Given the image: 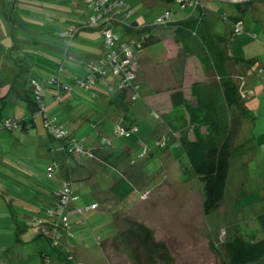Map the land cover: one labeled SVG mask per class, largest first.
<instances>
[{
	"label": "trees",
	"instance_id": "obj_1",
	"mask_svg": "<svg viewBox=\"0 0 264 264\" xmlns=\"http://www.w3.org/2000/svg\"><path fill=\"white\" fill-rule=\"evenodd\" d=\"M66 1L67 4H63ZM132 1L135 2V0ZM165 1L173 3L181 10L186 7L196 9L201 4V0ZM42 3H44L43 15L31 25L30 22L16 20L12 23V20L8 18L7 23L13 26V32L11 35H3L0 39L3 49H14L15 45L19 51L20 56L17 61H12L10 66L3 65L7 70L11 69L15 72L13 79L8 83V93L22 92V96H19L12 104L11 110L14 112L20 106L24 109L21 117H16L13 112L11 116H5L4 110L8 108V104H5L2 98L3 115L0 117V131L13 135L16 131L27 132L40 125L44 133V143H46L45 138L57 140L61 146L60 150L64 153L61 156L65 158L64 164L60 165L53 161L46 166L45 178L53 180V183L46 187H53L54 199L50 205L40 207L35 216L37 238L46 240L48 247L56 251L58 259L65 264H76L74 259L69 260V256L74 258L71 250L74 243L70 240L75 237L69 215L71 205L75 206V202L86 194H76L72 188V182L76 180L84 184H93V179L100 177L98 175L100 174L103 180L107 181L101 196L102 200L108 201L111 194L114 195L116 202L125 200L135 188L124 176L123 169L127 166L135 167L136 162L145 166L147 162L145 156L151 152V148L146 143L148 140H152V144L161 151L169 149L170 141L176 142L183 149L192 171L202 185V213L205 217L211 215L220 206L225 196L233 154L231 139L234 131L231 120L235 116L232 112L237 111L236 113L239 114L246 112L244 107L246 99L242 95L248 91V88L243 71L237 70L239 74L236 79L230 74H225L222 58L219 57L220 63H217L216 58H213L214 49L209 47L205 61L208 59L210 66L215 68L214 70L219 73L218 76L220 75V84L216 88L220 96L213 94L207 98L204 97L202 93H198L196 83L192 84L188 93L183 88L177 89L171 93V111L161 114L150 112L146 117L158 120L157 124L164 123L169 129L170 137L162 135L159 138L149 139L147 136L149 129L146 130L147 126L143 125L145 115L132 116L128 110L129 102L132 104L140 102L143 91L142 86L137 85L135 80L136 69H138L137 57L142 54L146 46L156 42L154 35L157 30L180 29V22L177 23L174 20V12L166 9L154 20L149 21V24L142 26L130 19L133 10H136V13L139 12V8L133 7L131 0H83L79 11L75 7L76 0H47ZM228 3L230 5L223 2L222 16L224 20L231 19L228 10L235 16L232 21V36L248 34L253 40H258L257 34L247 30L246 27L240 26L237 29L233 26L234 20L243 22L241 16L239 18L236 16L245 12L251 1ZM80 15L85 16V20L79 22L77 19ZM140 16L141 14L136 15V17ZM129 19L130 22H128ZM2 22L4 20L0 23ZM20 24H23L21 28ZM84 29L100 32L103 52L100 56L87 60L84 64V72L79 73L74 67V64L79 62L76 63L72 59L69 45ZM192 33L195 35V32ZM108 34L112 43L106 41ZM15 36H18L19 44L12 39ZM5 38L9 40V45ZM30 42L43 43L44 46H31L32 49L27 51L25 46ZM263 49L264 43L261 45V50ZM127 54L131 57L127 58ZM256 58L257 56L249 59L237 58V63L245 65L247 69L258 62ZM257 66L258 74L264 81V63ZM69 72L74 73L70 84L65 80ZM240 75L245 85L239 90L237 80ZM128 76L132 78L126 81ZM78 89L86 95V105H94L96 101H93V98L100 95L107 96L109 100L112 96L119 97L122 104L121 112L124 111L125 114L121 113L116 117L110 132L103 134L100 130L101 125L92 122L86 114H80L79 110L76 111L78 106L73 105L72 98ZM56 110H60L61 114L55 115ZM229 116H232L230 121ZM77 122L80 130L74 127ZM142 128H145L146 132L142 133ZM88 142H94L96 146L110 150L109 154L116 153L112 158L109 156V160L107 158L102 160L97 158L93 149L87 147ZM124 146L137 147L131 159H121ZM239 147L237 146L238 150L233 151L236 153ZM95 163L98 166L94 171ZM55 176H57L56 183ZM66 191L68 192L67 202L61 204ZM247 201L248 203L245 204L248 206L256 202L250 199ZM96 208L98 204L95 203L88 208L83 207L81 212ZM256 220L262 233L261 239H245L242 235L235 233L231 238L224 240L225 255L223 257L227 264H264V212L258 214ZM19 235L17 233L16 237L18 238ZM48 258V255H42L41 264H47L45 259Z\"/></svg>",
	"mask_w": 264,
	"mask_h": 264
},
{
	"label": "rangeland",
	"instance_id": "obj_2",
	"mask_svg": "<svg viewBox=\"0 0 264 264\" xmlns=\"http://www.w3.org/2000/svg\"><path fill=\"white\" fill-rule=\"evenodd\" d=\"M262 1L264 2V0ZM27 2L30 0H21V9L25 8ZM225 3L230 5L228 2ZM63 4L66 5L67 1ZM144 10L145 8H139L140 20H142ZM133 11L135 13L136 10ZM144 13H147L146 16H150V13ZM240 15L243 22L237 21L238 19L234 20L233 26L237 29L240 26L246 27L247 30L251 29L259 39L264 41V3L261 0H252L247 5L245 12ZM240 15L237 17L239 18ZM11 32V27L4 22L0 23L1 36L11 35ZM159 32L161 29L157 30L155 34H159ZM12 39L17 41V44L20 43L18 36ZM3 48L4 46L0 45V63L10 66L12 61L19 59L20 54L15 45L14 49L5 50ZM258 55L260 57L258 64L247 69L241 66V68L243 67L241 71L247 78L248 91L242 95L246 99L244 101L246 112L244 114L236 113L237 111L232 112L235 117L232 118V115L228 119L230 121L232 118L231 124L234 131L231 139L233 154L230 160L225 196L220 206L211 215L205 217L201 209L202 185L192 171L183 149L170 146L171 149L167 153L171 154L169 159L173 165L165 164L164 162L169 160L166 158L167 154L164 156V151L162 153L152 144V140H148L146 143L151 148V152L145 156L148 161L143 168V184L136 186L130 197L127 200L119 201V205L102 200L101 196L107 184V181L105 182L102 177L93 179V184H84L76 180L72 182V188L76 194H86L91 203L98 204L96 210L92 209L81 215L83 228L90 230L88 238L84 239L81 246L82 252L88 255L87 259H83L84 264H147L144 260L145 252L142 250L145 247L139 244L137 235H147V245L153 246L150 255L154 259L150 260L148 264H227L223 257L225 255L224 240L231 238L235 233L242 235L245 239L256 238L258 240L262 238L256 216L264 212V87L262 86L264 81L258 74L257 65L264 63V49L256 54L257 57ZM137 71L138 69H136ZM150 72L148 69L145 82H148ZM3 73L4 77L8 76L5 67ZM161 73L163 74L164 71ZM238 74L236 72L232 76L233 74L230 73L235 79ZM240 77L241 75L239 79L237 78L239 90L245 85ZM187 83L186 79L181 85L172 89H169L168 85L160 84L158 86L156 84L155 89L157 96L161 97L158 100L162 106L163 102L167 101L168 94L185 87ZM74 94L76 98L73 100V105L77 107L81 104L79 113L88 115V112L83 109L87 101L86 95L80 89L76 90ZM4 114L11 116L10 109H5ZM60 114V110L55 111V115ZM67 115L69 114L67 113ZM126 122L128 123V121ZM157 122L158 120L149 117L148 120L143 121V125L147 126L146 130H148ZM141 130L142 133L146 132L145 128ZM30 132L16 131L10 136L9 133L0 131V151L2 157L6 158L4 162L0 161V185L10 184V167H16L9 150L10 145L13 146L14 153L20 159L18 168L21 171L22 167L28 168L32 172L36 185L43 188L53 183V180H47L44 175L47 164L53 161L60 165L64 164L65 158L61 156L64 153L60 150L61 146L57 140L45 138L46 143L43 144V142L37 146L35 141L38 137L29 135ZM173 145L179 146L176 142H173ZM237 146H240V149L235 153L233 150H238ZM115 177L119 178L117 175ZM56 182L57 176H55ZM2 191L0 189V193H3ZM258 198L259 200L256 201ZM248 199L256 202L254 204L251 202L252 204L248 206L245 204L248 203ZM108 200L110 199L108 198ZM2 221L8 220L3 219ZM3 228V225L0 226L1 246L8 242L4 239L7 236V231ZM81 231H83L82 227L78 230L73 229L74 235ZM8 234L12 236V232ZM132 234L134 235L133 242L128 245L127 242ZM76 237L70 241L74 243L77 240ZM111 238L115 240L114 247L117 253L115 257H112L113 259L105 254L108 252L107 250H103V246ZM141 238V240H145V238ZM42 240L40 242L47 246L46 242ZM34 242L23 246L30 256L36 253ZM85 242L86 244H84ZM129 247L137 250L138 259L134 262L123 259V253H127ZM9 248H12L11 244ZM48 250L49 253L55 252L56 260L57 252L50 248ZM0 257L1 264L5 259V252L0 253ZM75 259L77 260V258ZM27 264H39L38 255Z\"/></svg>",
	"mask_w": 264,
	"mask_h": 264
},
{
	"label": "crops",
	"instance_id": "obj_3",
	"mask_svg": "<svg viewBox=\"0 0 264 264\" xmlns=\"http://www.w3.org/2000/svg\"><path fill=\"white\" fill-rule=\"evenodd\" d=\"M42 1L47 0H30V2L25 4V8L21 9V0H0V22L1 20H4V23L6 22L7 26L12 28V32L13 26L7 23L8 18L12 20V23L16 20L17 22H30L31 25L43 15L44 3H42ZM76 2L77 4H75V7L79 11V6L83 4V0H76ZM261 2L264 3L263 1ZM131 4L134 8H145L144 12L150 13V16L146 17L147 13L143 12L142 20H140V17H136V15L141 14L140 11H137V13L133 12V15L130 19L133 22L134 20L137 21L142 26L149 24V21L154 20V18H156L162 11L166 9L174 12V20L177 23L180 22V29L175 28L174 30L172 29V31L165 29L164 31L162 30L159 32V34H155L154 40L156 42L146 46L142 54L137 57L136 64L138 71L136 81L137 85L142 86L143 91L141 92V98L139 99L140 102L137 104H132L129 102L130 109L128 110L132 116L144 114V119L148 120L146 117L149 116L150 112H158L161 114L171 111V94H168V99L166 102H163L162 106V103H160L158 100V98L160 99L161 97L157 96V91L155 89L156 84H158V86L160 84L168 85V88L172 89L175 88V86L181 85L182 82L187 79L188 83L185 87H183L185 92L188 93L192 84L196 83L198 93H202L204 97L207 98L209 95L212 96L213 94L220 96V92L216 89L220 84V75L218 76L219 73L214 70L215 68L210 66L208 59L205 61V56L209 47L214 49L213 53L215 54L213 58H216L217 63H220L219 57L222 58L223 72L225 74L231 73L233 74L232 76L236 74L237 70L240 72L245 66L243 65L241 68L242 64L237 63V58H255L256 54L259 51H262L261 45L264 43L263 39H260L261 42H258V40H253L248 34L238 37L232 36V21L235 16L228 10V14H231V19H223L222 14L224 11V6L223 2L220 0H201V4L198 6V8L194 9L186 7L182 10L178 9L173 3H168L165 0H135V2L131 0ZM26 11H28V14H26ZM85 18V16L80 15L77 20L80 22L85 20ZM130 19L128 22H130ZM21 26H23V24H20V28ZM20 28L18 30H20ZM249 31L253 30L250 29ZM192 32H195V35ZM1 37L2 36L0 33V39ZM5 40L7 45H9V40L7 38H5ZM235 43H237V45ZM38 44H32V42H30L29 45L25 46V50H31V46H44L43 43ZM69 46V53L72 56V59H74V62L76 63L77 61L79 62L78 64H74L75 71L79 73L84 72V64L87 60L96 58L103 52L102 36L100 32L91 29H84L79 32L74 40L71 41ZM37 47L36 50H38ZM44 49L46 48L44 47ZM257 58L258 59L256 60L259 61V55ZM3 64L4 63H0V117L3 115V111L1 110V105H3L2 100H5V104H8V108H10V112L12 113V104L19 98V96H22V92H20V94L16 93V91L8 93V83L13 79L15 72L9 69L7 70L8 76L4 77ZM244 68L246 69V67ZM148 69L151 71L150 77L148 76V82H145V79H147L146 73ZM161 71H164V73L162 74ZM72 75L74 76V73L70 74L69 72L65 78L66 82L69 84L72 82ZM161 79H164V81H161ZM262 86L264 87V82ZM250 94H252V92H250ZM75 98L76 95H74L72 99ZM93 99V101H96L95 104H87L83 107V109L88 112L87 116L92 122L101 125L100 130L103 132V134H106L110 132V128L114 125L116 117L121 113L125 114L124 111L121 112L122 104H120L119 97L115 96H112L111 100H109L110 98L105 95H100V97ZM259 103H261L260 100ZM81 107L82 105L80 104L76 108V111ZM23 113V106H20L13 112V115L16 117H21L23 116ZM74 127L76 130H80L78 122L74 125ZM150 129L147 135L149 139L152 137L159 138L162 135H166L167 138L170 137L169 129L164 125V123L156 124ZM30 131L31 132L29 135H37L38 137V139L35 141L37 146L44 142V133L40 125L34 127ZM9 135L11 136V134ZM14 139L19 140L16 137H14ZM169 144L172 148L180 147L174 146L171 141L168 143V145ZM87 147L93 149L97 158H101L102 160H105L106 158L109 160V156L112 158L116 153L111 152L109 154L108 151L110 150L96 146L94 142H88ZM171 147H169L167 150H164V153L162 151L164 156L167 154L166 158L168 159L171 154L169 153L168 155L167 151L170 150ZM9 150L10 153H12V158L14 159L13 162L16 167H10V184L7 186L0 185V189L3 190V193H0V226L3 225V229L7 231V236L4 239L8 241L7 243H4V245H0V253L2 254L5 252V259L1 264H27L37 255L39 264H41L43 261L42 255L49 256L48 259H45L47 264H65L61 259H58V257L55 260V252L49 253V247L46 240L37 238V226L34 221L35 216H37L39 212V208L50 205L54 199L53 187L49 188L45 186L43 188L40 185H36L32 172L28 168L22 167V171L18 168V162L20 159L14 153L12 145H10ZM135 151H137V147L135 146H124L121 151V153H123L121 159H131ZM5 160L6 158L2 157L0 151V161L4 162ZM97 163H95L93 167L94 171L97 169ZM164 163L173 165L170 159L168 161L166 160ZM144 167L145 166H143V164L136 162L135 167L127 166L123 169L124 176L134 186V188L143 184ZM98 175L102 177V175ZM16 190H19L20 192ZM129 197L130 196H128L125 200H127ZM18 198H20V200H18ZM109 199L110 200L107 202H115L118 205L120 203L116 202V199L112 194L109 195ZM93 204L95 203H91L90 199H88L85 195L75 202V206L74 204L71 205V214L69 215V218L72 229L78 230L81 227L83 229V231H81L79 234L74 235L77 236V240H75L74 246L71 248L74 254V263L76 264H84L83 259H87L88 256L82 252L83 249H81V246L84 239L88 238L90 230L88 228H83L84 225L81 223V215H84L86 211H81L83 207L88 208ZM3 219L8 221H2ZM10 232H12V236L8 234ZM17 233L20 234L18 238L16 237ZM137 236H139L137 238L139 244H142V246L145 247L142 250L145 252L144 260L148 264L150 260L154 259L152 255H150L153 246L150 247L147 245V235ZM133 237L134 235L132 234V236L129 238L130 240L127 242L128 245L133 242ZM141 237L145 238V240H141ZM35 240L36 242H34ZM41 240L45 241L47 246H44V244H42L43 242H40ZM31 242H34L33 245L36 251V253L32 256L28 255L25 251V248L23 247L27 243ZM10 244L12 248H9ZM84 244H86V242ZM114 244L115 240L114 238H111L107 240L104 245L105 247L103 246V250L108 251L105 254L111 258L117 255ZM136 251L137 250L129 247L128 252L123 253V259L134 262V260L138 259ZM75 258H77V260Z\"/></svg>",
	"mask_w": 264,
	"mask_h": 264
},
{
	"label": "built area",
	"instance_id": "obj_4",
	"mask_svg": "<svg viewBox=\"0 0 264 264\" xmlns=\"http://www.w3.org/2000/svg\"><path fill=\"white\" fill-rule=\"evenodd\" d=\"M106 41H107L108 43H112L109 34L107 35V39H106ZM130 57H131V55H130V54H127V58H130ZM111 59H113V56H111ZM116 71H117V70H116ZM130 78H132V76H128L126 81L130 80ZM64 194H65V195H64L63 198L61 199V204H65V203L67 202V194H68V192L66 191ZM70 259H74V258L69 256V260H70Z\"/></svg>",
	"mask_w": 264,
	"mask_h": 264
},
{
	"label": "bare ground",
	"instance_id": "obj_5",
	"mask_svg": "<svg viewBox=\"0 0 264 264\" xmlns=\"http://www.w3.org/2000/svg\"><path fill=\"white\" fill-rule=\"evenodd\" d=\"M252 0H225V2H233V3H246Z\"/></svg>",
	"mask_w": 264,
	"mask_h": 264
},
{
	"label": "water",
	"instance_id": "obj_6",
	"mask_svg": "<svg viewBox=\"0 0 264 264\" xmlns=\"http://www.w3.org/2000/svg\"><path fill=\"white\" fill-rule=\"evenodd\" d=\"M220 1L225 2V0H220Z\"/></svg>",
	"mask_w": 264,
	"mask_h": 264
}]
</instances>
